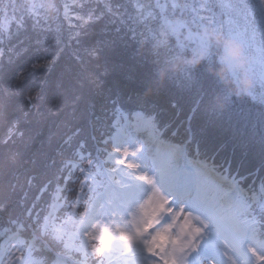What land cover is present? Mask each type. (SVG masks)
Here are the masks:
<instances>
[{
    "label": "snow or ice",
    "instance_id": "6c2138e0",
    "mask_svg": "<svg viewBox=\"0 0 264 264\" xmlns=\"http://www.w3.org/2000/svg\"><path fill=\"white\" fill-rule=\"evenodd\" d=\"M0 14V117H12L0 140V264H264V0H9ZM65 23L78 50L61 67ZM122 28L155 65L143 92L126 96L100 79ZM209 28L245 46L248 94L209 74L220 55L203 38ZM53 31L49 51L40 37ZM198 50L205 63L159 85L160 68ZM50 116L67 129L43 163L55 187L47 180L29 204L40 173L24 155ZM18 191L23 219L11 216Z\"/></svg>",
    "mask_w": 264,
    "mask_h": 264
},
{
    "label": "trees",
    "instance_id": "16d2710c",
    "mask_svg": "<svg viewBox=\"0 0 264 264\" xmlns=\"http://www.w3.org/2000/svg\"><path fill=\"white\" fill-rule=\"evenodd\" d=\"M9 2V0H0V13H2L4 6ZM123 2V0H121ZM141 2H145V0H141ZM154 3V0H152ZM102 7V2L101 5ZM130 10H132L130 8ZM9 18H12L11 11H9ZM4 16L0 14V21H3ZM78 23V22H77ZM15 26L13 25V28ZM112 27H115L113 25ZM53 29H55V25H53ZM99 30V26H97L96 31ZM75 29L69 28L67 23L63 26L62 34L60 35V44L58 47L63 48V54L60 58V66L64 67L69 64L75 63V56L77 54L78 46L76 40L73 38V32ZM29 35H32L29 33ZM57 34L55 31L50 33L41 34V39H48V45H51L49 51H55L57 48L56 43ZM102 39L104 37L93 36L91 39H87L88 43H92L95 39ZM33 39L35 37L33 36ZM48 45H42V47H48ZM31 55L30 52L21 58V63H23L28 56ZM87 59V58H86ZM152 57L146 52V48H140L138 43L131 39L128 34H126L125 30L122 28L120 30L119 36L117 38V42L115 46L106 52L103 59L100 61L101 64L106 63L109 72L107 75H101L100 79L103 81L104 87L106 88H114L116 85L120 87L123 91L124 95H128L129 93H140L143 92L145 87V82L151 77L155 65L151 62ZM92 64L97 63L96 61H91ZM102 69L97 70L98 74ZM128 77H132V79H128ZM169 91L162 92L159 98H156L155 102L162 107H166L168 102L173 98L169 95ZM183 118V117H181ZM12 117H0V140H2L6 133L8 132L10 122ZM59 118L55 116H50L48 120L45 122L41 129V135H39L36 140L31 144L30 148H28L25 152L24 158L29 159L33 157L35 154V158L37 163L35 166L25 165V168H29L32 172L40 173L37 176L35 181V186L28 192V203L30 204L34 195H36L37 188L45 183L47 180L51 179L53 184L50 186V190L55 187V178L52 170H44L43 163L47 158L53 157L55 155V148L57 143L60 140V137L64 135L67 129L57 128L55 127L54 122ZM22 128L26 127L25 125H21ZM54 135L51 143L49 142V136ZM21 141L18 139L16 141V146H19ZM5 149L4 145H0V153H2ZM30 172L29 174H32ZM78 175V173H77ZM27 176H21V184L26 183ZM6 195V189L4 187V178L0 176V200L4 198ZM23 192L18 191L15 194H12L13 202L20 201L21 206H16L13 204V211L11 216L13 218L20 217L23 219ZM48 199L47 194H45L44 199L40 201L41 207L45 206V201ZM39 210V209H38ZM8 225V216H0V243L6 236L3 235L4 229L7 228ZM38 258L44 259L48 257L47 253L38 252L36 253Z\"/></svg>",
    "mask_w": 264,
    "mask_h": 264
},
{
    "label": "clouds",
    "instance_id": "9594fccd",
    "mask_svg": "<svg viewBox=\"0 0 264 264\" xmlns=\"http://www.w3.org/2000/svg\"><path fill=\"white\" fill-rule=\"evenodd\" d=\"M203 38L220 50L216 64L208 69L209 74L219 80L222 88L232 96L248 94L254 88L255 80L245 46L236 39L218 35L211 28L204 31ZM206 60V50H198L186 58L171 60L158 70L159 85L163 87L169 75H179L186 68H198ZM213 106L218 110L226 107L223 94L213 100Z\"/></svg>",
    "mask_w": 264,
    "mask_h": 264
},
{
    "label": "rangeland",
    "instance_id": "374dc122",
    "mask_svg": "<svg viewBox=\"0 0 264 264\" xmlns=\"http://www.w3.org/2000/svg\"><path fill=\"white\" fill-rule=\"evenodd\" d=\"M6 239H7V237L2 240V242L0 243V245H3Z\"/></svg>",
    "mask_w": 264,
    "mask_h": 264
}]
</instances>
